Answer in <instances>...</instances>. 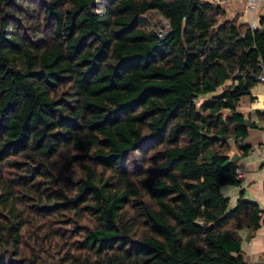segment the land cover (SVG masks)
I'll return each instance as SVG.
<instances>
[{"label":"trees","instance_id":"trees-1","mask_svg":"<svg viewBox=\"0 0 264 264\" xmlns=\"http://www.w3.org/2000/svg\"><path fill=\"white\" fill-rule=\"evenodd\" d=\"M263 63L264 14L251 28L209 0H0V264H40L26 199L73 223L63 264H250L241 231L264 209L221 188L241 183L227 154L250 151L238 103Z\"/></svg>","mask_w":264,"mask_h":264},{"label":"crops","instance_id":"crops-1","mask_svg":"<svg viewBox=\"0 0 264 264\" xmlns=\"http://www.w3.org/2000/svg\"><path fill=\"white\" fill-rule=\"evenodd\" d=\"M260 9L256 13H248L245 0H229L221 4L225 10L226 18L237 19L239 23H247L250 17L260 19L264 14V0H261ZM238 109L249 118L248 136L243 141L250 151L244 155L239 149L241 157L237 164L241 167L243 177L240 185L222 186V192L230 197V204L234 205L239 195L257 202L264 209V83L254 85L250 94L240 98ZM264 219V212L262 213ZM242 249L245 259L250 264H264V222L257 230L244 229ZM245 239V243H244Z\"/></svg>","mask_w":264,"mask_h":264},{"label":"rangeland","instance_id":"rangeland-1","mask_svg":"<svg viewBox=\"0 0 264 264\" xmlns=\"http://www.w3.org/2000/svg\"><path fill=\"white\" fill-rule=\"evenodd\" d=\"M26 1V0H24ZM32 7H35L34 3H31ZM152 20H156V23L159 24L165 23L163 17L157 13L151 15ZM24 26H26V20L20 19ZM25 21V23H24ZM155 29H158V26H155ZM207 96H201V100L206 98ZM152 151L147 152H134L127 157L126 161V168L128 171L131 172L132 178L137 180L138 176L141 175V166H152L150 163L145 162L149 154ZM4 166H8V164L3 163ZM2 165V166H3ZM80 164H76L72 167V172L75 176L80 174ZM3 166V175L4 177H16V171L10 165L8 167ZM8 168V170L6 169ZM6 170V171H5ZM23 201V200H21ZM24 202V201H23ZM20 208L24 209L25 211V218H26V228H25V244H26V255L27 257L30 256L31 258H36L38 263L40 264H63L62 263V256H64L65 252L70 251L73 254H78L80 250L77 249L75 240L79 238L77 233L72 230V224L61 222L59 219H49L47 216H40L33 212L32 207L30 204L22 203ZM132 212V211H131ZM2 210L0 207V214L2 215ZM68 217H66L67 219ZM83 225L91 226L93 225V218L85 215L84 218L81 220ZM144 229V224L141 223L139 225V230L142 231ZM53 233L54 235H50L46 238L47 234ZM244 239V243H245ZM70 246L68 249L67 247ZM64 264H70L66 262Z\"/></svg>","mask_w":264,"mask_h":264},{"label":"built area","instance_id":"built-area-1","mask_svg":"<svg viewBox=\"0 0 264 264\" xmlns=\"http://www.w3.org/2000/svg\"><path fill=\"white\" fill-rule=\"evenodd\" d=\"M209 1H212V2H215L218 4H224V3L228 2L229 0H209ZM245 2H246V10L248 13H256L260 9L261 0H245ZM248 24L251 28H256L259 25V20L254 18V17H250L248 20ZM258 80H259V82L264 83V63H263V70L258 75ZM236 173H237V177L239 179H242L243 172H242V169L240 166H237Z\"/></svg>","mask_w":264,"mask_h":264},{"label":"water","instance_id":"water-1","mask_svg":"<svg viewBox=\"0 0 264 264\" xmlns=\"http://www.w3.org/2000/svg\"><path fill=\"white\" fill-rule=\"evenodd\" d=\"M221 24L219 22L218 26ZM249 118L245 116V124H249ZM229 138L228 135H224L223 139L227 140ZM227 157L229 158V161L232 163H235L238 161V159L241 157V153L239 151V148L237 146H232L231 151L227 154Z\"/></svg>","mask_w":264,"mask_h":264}]
</instances>
